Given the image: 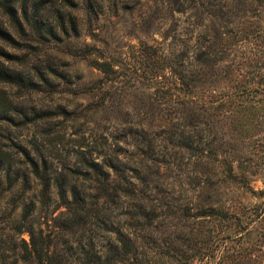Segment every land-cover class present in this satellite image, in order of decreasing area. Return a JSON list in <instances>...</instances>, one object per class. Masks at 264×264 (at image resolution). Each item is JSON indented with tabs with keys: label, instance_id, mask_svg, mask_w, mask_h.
<instances>
[{
	"label": "trees",
	"instance_id": "16d2710c",
	"mask_svg": "<svg viewBox=\"0 0 264 264\" xmlns=\"http://www.w3.org/2000/svg\"><path fill=\"white\" fill-rule=\"evenodd\" d=\"M105 2L63 0L91 18ZM147 9L152 24L157 13L189 12L184 38L180 32L164 47L140 40L138 64L130 66L152 88L147 116L159 112L165 121L175 114L161 154L184 168L187 187L147 199L151 172L139 165L160 152L154 145L132 160L136 167L110 151L100 159L91 150L70 157L35 142L32 153L0 138V184L19 183L22 197L11 228L29 235L0 237V264H264V0H162ZM0 12L12 28L0 20V41L26 50L18 56L0 45V58L20 66L0 61V84L21 94L36 90L46 80L42 68L54 70L28 62L41 44L78 35L76 16L54 0H0ZM152 28L149 35L158 26ZM92 65L116 78L113 59ZM62 113L33 109L28 116L0 88V123L26 125ZM13 114L22 118L15 123ZM168 143L173 153L163 151ZM258 179L262 187L255 188ZM125 203L122 220L115 211ZM39 216L51 220L49 230H35Z\"/></svg>",
	"mask_w": 264,
	"mask_h": 264
},
{
	"label": "rangeland",
	"instance_id": "374dc122",
	"mask_svg": "<svg viewBox=\"0 0 264 264\" xmlns=\"http://www.w3.org/2000/svg\"><path fill=\"white\" fill-rule=\"evenodd\" d=\"M78 1V0H73ZM113 0L105 2L102 13L96 18L89 17L82 7L71 10L63 0H54L55 6L73 13L79 27L78 35L70 32L62 40H51L41 44L37 50L38 57L32 56L27 67L50 64L54 71L42 68L46 80L40 82L36 90L19 93L15 87L0 84L15 103L23 106L28 116L35 109L63 108V113L26 125L0 123V138L4 143L14 141L34 152L35 142L45 147H54L59 155L75 157L78 151L91 150L98 159L106 152L118 153L124 161L136 166L133 159L150 155L149 145H154L158 152L145 158L139 165L144 174L151 172L152 191L147 190V199L155 200L159 196L177 195L180 187H187L186 171L173 162V156L161 154L163 137L174 129L175 114L173 111L164 121L161 114L147 116L148 101L152 88L146 87L131 72L130 66L137 65L139 60V42L161 45L173 41L188 25L189 12L171 15L157 13L153 24L148 6L162 0ZM51 13L49 10L47 11ZM49 20L53 16L49 14ZM163 16V17H162ZM2 24L12 32L5 16L0 12ZM157 27L154 30L152 27ZM149 31L147 32V30ZM166 31V35H162ZM182 37L185 34L181 32ZM166 36V39H163ZM17 39V37H15ZM160 43V44H159ZM8 52L22 55L26 50L18 49L0 41ZM80 50H83L82 52ZM113 59L117 64L116 78L108 79L93 67L94 59ZM10 67L20 68L19 64L0 58ZM149 115V114H148ZM15 123L22 115L13 114ZM170 129V131H168ZM163 151L173 153L170 143ZM154 159V160H152ZM182 186H181V185ZM255 188L262 187L260 179L253 182ZM36 186L31 190L36 192ZM190 192V191H189ZM52 197L55 198L54 194ZM22 197L19 183L9 189L7 182L1 178L0 184V237H23L28 240L27 232L14 234L12 223L18 218L19 204ZM64 208L61 206L57 214ZM129 206L123 205L115 211L118 217L125 220ZM49 225V226H47ZM35 230L45 232L51 227V220L39 216ZM193 264H200L199 261ZM201 264H206L202 262Z\"/></svg>",
	"mask_w": 264,
	"mask_h": 264
}]
</instances>
